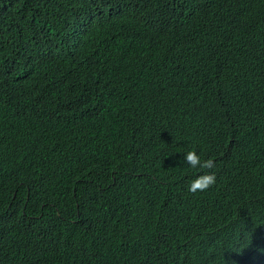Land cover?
<instances>
[{
  "label": "trees",
  "instance_id": "1",
  "mask_svg": "<svg viewBox=\"0 0 264 264\" xmlns=\"http://www.w3.org/2000/svg\"><path fill=\"white\" fill-rule=\"evenodd\" d=\"M262 250L264 0H0V264Z\"/></svg>",
  "mask_w": 264,
  "mask_h": 264
},
{
  "label": "clouds",
  "instance_id": "2",
  "mask_svg": "<svg viewBox=\"0 0 264 264\" xmlns=\"http://www.w3.org/2000/svg\"><path fill=\"white\" fill-rule=\"evenodd\" d=\"M12 96L20 105V110L32 105L36 101L37 97L36 86L33 78H27L26 82L14 89ZM184 160L186 164L190 165L193 169L199 168L201 170H209L197 175L196 178L191 181L187 189L190 193L196 194L198 192H205L216 184V173L214 171H210L216 167L212 158L202 160L195 150H189L186 152ZM262 254L264 257V250H262ZM208 264H218V262L212 261ZM262 264H264V261Z\"/></svg>",
  "mask_w": 264,
  "mask_h": 264
},
{
  "label": "bare ground",
  "instance_id": "3",
  "mask_svg": "<svg viewBox=\"0 0 264 264\" xmlns=\"http://www.w3.org/2000/svg\"><path fill=\"white\" fill-rule=\"evenodd\" d=\"M215 243H216V241H215Z\"/></svg>",
  "mask_w": 264,
  "mask_h": 264
}]
</instances>
